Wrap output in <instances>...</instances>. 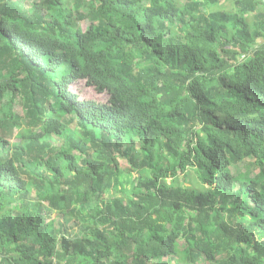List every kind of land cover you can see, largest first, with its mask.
Returning <instances> with one entry per match:
<instances>
[{
  "label": "trees",
  "instance_id": "1",
  "mask_svg": "<svg viewBox=\"0 0 264 264\" xmlns=\"http://www.w3.org/2000/svg\"><path fill=\"white\" fill-rule=\"evenodd\" d=\"M0 264H264V0H0Z\"/></svg>",
  "mask_w": 264,
  "mask_h": 264
},
{
  "label": "rangeland",
  "instance_id": "2",
  "mask_svg": "<svg viewBox=\"0 0 264 264\" xmlns=\"http://www.w3.org/2000/svg\"><path fill=\"white\" fill-rule=\"evenodd\" d=\"M16 1L18 3H20L25 9H28L29 6H30V4H31V2L34 1V0H16ZM180 1H181V3H183L186 0H180ZM68 4H70V3H68ZM77 25L79 27H81L83 30L86 29V23L85 22H78ZM71 90L76 95H78V97L80 99H86V100L94 101V102H97V103H102V102H104V101L107 100V95L106 94H97L92 89L86 88L85 83L83 81H79V82H77L75 84H72L71 85ZM3 100L5 101L6 99H3ZM14 113H17L20 116L21 115H24V111L21 108H16L15 111H14ZM7 134L9 135L8 132H7ZM15 135H16V130H13L11 132V136L8 139L9 145H12L13 143H16L18 141V139L16 138ZM133 147H134L133 148V150H134L133 157L135 159L140 158V155H141L140 154V149H139L140 143L139 142H133ZM163 154L161 155V158H163L162 159V165L163 166H166V161H165V158H164ZM119 166H120V169L123 170V171H125V170H127V169L130 168V164L127 161L122 160V159L119 160ZM232 171L234 173L236 172L235 169H232ZM250 171L253 174L258 173V169H256L255 166L254 167H251L250 168ZM187 185H188L189 188L191 187V181H190V178L189 177H187ZM34 197H35V195H34ZM41 200H42L43 204L46 206L45 199L44 198H41ZM49 218L50 219H54L55 218L53 216V212L50 214V217ZM55 221H59V218L56 217V220ZM70 226H71L70 233L71 234H74L75 230L73 229V226L71 224L69 225V227Z\"/></svg>",
  "mask_w": 264,
  "mask_h": 264
}]
</instances>
